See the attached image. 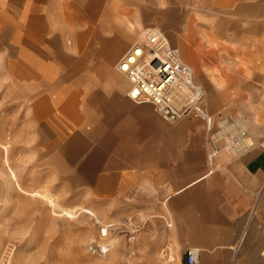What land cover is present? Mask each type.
<instances>
[{
  "label": "crops",
  "instance_id": "1",
  "mask_svg": "<svg viewBox=\"0 0 264 264\" xmlns=\"http://www.w3.org/2000/svg\"><path fill=\"white\" fill-rule=\"evenodd\" d=\"M259 1L0 0L1 96L31 113L43 170L137 226L123 255L139 264H187L190 249L196 264H264L248 247L264 241V151L222 152L208 166L204 123L167 124L115 69L139 28L169 33L208 113L229 102L248 144L264 142ZM242 18H253L245 29Z\"/></svg>",
  "mask_w": 264,
  "mask_h": 264
},
{
  "label": "rangeland",
  "instance_id": "2",
  "mask_svg": "<svg viewBox=\"0 0 264 264\" xmlns=\"http://www.w3.org/2000/svg\"><path fill=\"white\" fill-rule=\"evenodd\" d=\"M258 3L264 10V2ZM242 19L245 29V19L253 18ZM258 24L260 35L264 16ZM144 30L139 28L132 42ZM211 56L208 52L197 59L200 64L209 63ZM4 87L6 82L0 81V93ZM227 106L231 110L225 111L227 115L241 118L229 102L216 111ZM31 120V113L19 110L11 98L0 94V264H139L138 258L123 255V250L138 245L137 226L126 225L122 215L95 208L90 194L69 191L58 183V177L43 170L39 130ZM255 144L262 149L264 142ZM100 229H107L103 242L111 248L105 258L88 252L89 244L99 239ZM248 247L263 252L264 241L256 234Z\"/></svg>",
  "mask_w": 264,
  "mask_h": 264
},
{
  "label": "built area",
  "instance_id": "3",
  "mask_svg": "<svg viewBox=\"0 0 264 264\" xmlns=\"http://www.w3.org/2000/svg\"><path fill=\"white\" fill-rule=\"evenodd\" d=\"M115 69L130 84L129 98L135 103L150 104L167 124L185 119H198L204 123L208 166L213 167L214 160L222 152L237 159L256 146L254 141L248 144L251 136L241 118L208 113L204 106V91L194 81L192 69L158 29L141 32ZM135 93L136 96L133 95ZM106 236L107 229H100L99 239L88 246L90 255L98 258L108 256L111 248L103 242ZM198 255V249L188 250L186 263L196 264Z\"/></svg>",
  "mask_w": 264,
  "mask_h": 264
},
{
  "label": "bare ground",
  "instance_id": "4",
  "mask_svg": "<svg viewBox=\"0 0 264 264\" xmlns=\"http://www.w3.org/2000/svg\"><path fill=\"white\" fill-rule=\"evenodd\" d=\"M194 79V78H193ZM204 91V90H203ZM204 94H205V92H204ZM205 99V98H204ZM249 144H251V143H249ZM3 264H6V263H3Z\"/></svg>",
  "mask_w": 264,
  "mask_h": 264
},
{
  "label": "water",
  "instance_id": "5",
  "mask_svg": "<svg viewBox=\"0 0 264 264\" xmlns=\"http://www.w3.org/2000/svg\"><path fill=\"white\" fill-rule=\"evenodd\" d=\"M134 96H136V93L135 94H133Z\"/></svg>",
  "mask_w": 264,
  "mask_h": 264
}]
</instances>
